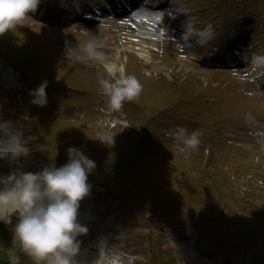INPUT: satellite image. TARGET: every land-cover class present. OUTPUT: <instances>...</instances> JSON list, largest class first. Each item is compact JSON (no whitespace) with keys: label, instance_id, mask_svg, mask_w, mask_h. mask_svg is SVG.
Wrapping results in <instances>:
<instances>
[{"label":"rangeland","instance_id":"rangeland-1","mask_svg":"<svg viewBox=\"0 0 264 264\" xmlns=\"http://www.w3.org/2000/svg\"><path fill=\"white\" fill-rule=\"evenodd\" d=\"M182 2H187L189 8L208 6L212 13H216L215 17L221 14V11L214 10L221 0ZM205 14V11L199 12L200 16ZM210 15L204 19H209ZM130 34L128 26L124 25L122 29V22L110 17L96 25L67 30L39 22L33 14L28 13L11 30L6 31L4 38L7 40L0 41L10 43L33 58L23 65L27 77L23 82L25 87H15L5 94L6 101H3L4 95L0 96V116L28 127L21 126L25 139L29 140V153L33 160L44 158L42 169L66 163L67 149L73 145L82 148L96 161L88 182L94 183L90 190L94 193V203L103 201L104 206L93 211V214L105 217V214L113 213L117 221L123 224L122 227H129L124 229L129 235L133 230L139 231L141 237L136 238L140 247L136 249L129 242L128 248H122L131 253L137 251L139 256L135 257L133 264H152V261L153 264H195L193 258L184 256L182 247L180 253L175 250L178 260L173 263L166 261V254L170 253L171 248L164 239L163 219L165 223L173 220L183 228L198 226L199 235L217 239L220 252L229 244L240 243L255 246L258 253H264V151L260 150V144L245 138L232 137L223 142L220 134L224 128L250 131L243 122L248 110L252 114L250 117L264 124V92L253 87L243 70H203L183 58L174 43H167L164 54L159 56L176 76L183 77L182 90L173 83L156 84L148 75L144 79L137 67L144 76L146 72L133 54L136 66L128 62L125 69L127 73L135 74L143 84L140 95L127 101L131 102L128 117L133 119L134 127H142L151 115L158 114L168 122L179 120L182 126L194 125L199 139L195 146L172 140L157 145L151 133H143L145 137L139 141L141 146L136 147L133 153L121 147L133 145L136 131L120 132L104 126L98 111L106 105L98 103L96 96L91 98L88 105L90 100L86 97H73L72 92L56 91L50 87L62 82L66 86L100 92V70L75 65L67 70L71 63L64 61L67 59L66 46L70 42L73 47H81L90 35H95L100 41L121 45L122 42H130ZM255 42L254 52L263 47L264 35L255 34ZM43 52H46L45 56ZM126 53L122 51L118 58L117 64L123 67ZM39 61L43 62L40 66ZM44 80L48 82V102L39 106L31 102L30 90ZM58 102L62 107L67 102L92 106L94 112L81 110L74 114L75 108L70 111L69 107H64L60 112L56 108ZM244 106L249 108L245 109ZM26 131L31 136L25 135ZM104 133L115 134L112 143L100 140ZM211 151H214L213 154ZM162 175L171 182L160 195L153 189L157 180H150ZM175 175L188 179L187 186L176 183ZM177 187L185 188V195L178 194ZM171 199L176 200L173 202ZM15 223L12 218L10 223L3 222L4 225L0 226V258L4 260L0 264H9L10 249L17 251L24 264H33L31 257L21 249L20 242L14 240ZM151 240L152 246L149 245ZM122 249L118 251L126 262L128 256ZM105 253L111 257L116 252L108 247ZM100 264H104V261Z\"/></svg>","mask_w":264,"mask_h":264},{"label":"clouds","instance_id":"clouds-1","mask_svg":"<svg viewBox=\"0 0 264 264\" xmlns=\"http://www.w3.org/2000/svg\"><path fill=\"white\" fill-rule=\"evenodd\" d=\"M42 0H0V34L11 30L29 12H35ZM67 58L79 62L93 61L102 65L107 75H102L99 85L109 107L120 110L126 100L138 97L143 84L135 74H129L114 60H109L101 42L90 35L83 47L65 49ZM118 55V53H117ZM47 81L30 90L32 103L44 105L47 101ZM115 134H102L104 143H112ZM178 137L188 146L198 143V134L180 127ZM29 140L22 128L0 116V158L17 159L29 154ZM68 160L57 167L54 164L39 172L14 171L0 176V221L10 223L13 214L18 216L14 225V240L20 242L23 252L33 264H78L75 255L80 249L78 237L88 231L78 217L80 201L89 194L92 185L89 174L96 167L82 148L70 146ZM135 257L129 255L127 264ZM21 256L15 249L9 251V264H20ZM95 264H100L97 260ZM104 264H125L118 254L104 260Z\"/></svg>","mask_w":264,"mask_h":264},{"label":"bare ground","instance_id":"bare-ground-1","mask_svg":"<svg viewBox=\"0 0 264 264\" xmlns=\"http://www.w3.org/2000/svg\"><path fill=\"white\" fill-rule=\"evenodd\" d=\"M173 4L175 8H180L179 2L180 0H173ZM209 49L207 47L205 52H208ZM148 56V55H146ZM259 67V66H258ZM257 67V68H258ZM0 70H4V67L0 65ZM14 125V123L12 122ZM259 129L254 130V135H261L258 133ZM24 159L22 160L21 163H16L14 162L12 166L9 168L7 171L8 173H2L0 176H7L9 173L14 172V171H31V172H39V166L41 163L37 161H32L28 159L26 156H23ZM1 161H6L8 164H11V160L9 158H0ZM16 160V159H15ZM2 187V185H0ZM86 197L82 198L80 201V205H83V201H85ZM91 208L87 206H79L78 209V221L86 225L88 227V231L83 235L84 240H88L91 242L92 246H95V251L94 249L91 250V247L89 246L90 242H85L81 241L80 243V249L78 253L75 255V259L78 261V264H95L97 260L101 262L102 259H105L104 255V249L106 247V234L102 231L104 230V227H110V226H115V219L114 216L112 215H107L104 218H98L95 215L89 214V210ZM209 248H211V245H209Z\"/></svg>","mask_w":264,"mask_h":264}]
</instances>
